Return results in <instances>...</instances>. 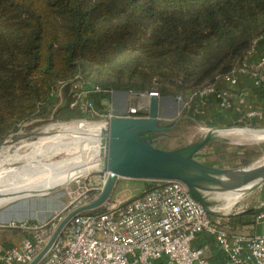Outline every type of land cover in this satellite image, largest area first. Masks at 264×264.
Here are the masks:
<instances>
[{"label":"trees","instance_id":"1","mask_svg":"<svg viewBox=\"0 0 264 264\" xmlns=\"http://www.w3.org/2000/svg\"><path fill=\"white\" fill-rule=\"evenodd\" d=\"M263 35L264 0H0V141L34 118L99 119L82 101L71 106L78 80L99 87L88 93L98 111L113 91L187 100L213 85L223 93L224 77L246 65ZM59 88L67 98L54 109ZM196 104L188 119L197 120ZM218 124L216 114L209 126ZM239 125L260 128L244 117ZM257 214L235 211L220 226L254 235Z\"/></svg>","mask_w":264,"mask_h":264},{"label":"built area","instance_id":"2","mask_svg":"<svg viewBox=\"0 0 264 264\" xmlns=\"http://www.w3.org/2000/svg\"><path fill=\"white\" fill-rule=\"evenodd\" d=\"M247 66L226 75L225 82L235 87L240 75H246L253 79L256 87L264 90V56L255 65L261 70L251 71ZM98 89V86L75 81L71 89V106L82 101V109L101 122L116 116L147 117L151 97L162 98L158 91H124L126 111L117 112L109 105V109L98 111L94 99L88 97L90 90ZM210 94L221 98L222 108H234L248 119H261L263 116L259 108L247 104L243 98L233 107V90L218 93L213 85L187 100L182 96L176 99L189 109L193 100H197L198 110L203 111ZM62 104L61 98L57 106ZM108 178V172L78 177L74 181L77 190H82L81 200L77 203L71 201L47 220H11L0 224V228L11 227L23 233L20 245L3 249L0 264L33 263L56 233L47 251L34 264H210L206 246L194 245L195 239L203 232L213 234L218 247L226 253L227 260L222 264H264V232L231 235L220 226L224 215H217L213 222V214L179 180H150L152 185L140 195L123 201L108 199L97 207H102L98 213H86L88 210L77 212L59 229L69 213L99 196ZM257 219L264 222L263 209H258Z\"/></svg>","mask_w":264,"mask_h":264},{"label":"water","instance_id":"3","mask_svg":"<svg viewBox=\"0 0 264 264\" xmlns=\"http://www.w3.org/2000/svg\"><path fill=\"white\" fill-rule=\"evenodd\" d=\"M159 115L160 99L153 96L150 99L147 117L116 116L103 122L105 125L104 152L97 168L89 173L108 172V181L94 201L74 209L61 223L59 229L75 213L95 209L110 199L119 178L182 181L187 185L191 195L203 204L210 214L216 213L211 209L208 201L209 192H238L242 198L264 184V162L260 164L255 162L241 167H217L198 160L196 154L207 143L215 140L211 135L175 149L155 146L153 140L173 129L180 121L177 119L170 124H163ZM208 128L262 130L238 126ZM41 132L25 133V135L36 137ZM16 135H18L17 132L11 133L0 141V145ZM57 189L59 188L54 187L48 193ZM56 234L31 264H34L47 251Z\"/></svg>","mask_w":264,"mask_h":264},{"label":"rangeland","instance_id":"4","mask_svg":"<svg viewBox=\"0 0 264 264\" xmlns=\"http://www.w3.org/2000/svg\"><path fill=\"white\" fill-rule=\"evenodd\" d=\"M61 93V96L59 95ZM116 97L111 98L104 103L107 105L106 109H109L108 105H112L117 112H123L126 108L123 100V93L120 91L115 94ZM114 95V96H115ZM62 98L63 103L66 100L65 91L62 88H59L55 93V107L59 104L60 99ZM119 98L120 102L116 103V99ZM88 121V122H86ZM80 122H86L89 124L101 122V119H75L72 121H59L54 120L53 116H48L45 118H34L24 125H22L17 131L13 133H32L43 131L46 127L53 124L66 123L68 126L62 128H75V125ZM211 126L204 125L196 119H185L178 123L170 131H166L162 140L156 142V146H160L163 149H175L186 144H189L193 141L201 139L206 133L204 129ZM234 127V126H233ZM238 127H248L250 126H238ZM210 129V128H208ZM232 129V128H226ZM254 129H264V127L254 128ZM218 130V129H217ZM222 130V129H220ZM218 135V136H217ZM41 137L39 134L36 137L29 136L26 140L35 142L38 141ZM218 137L216 140H213L207 143L197 154L196 158L200 161H207L211 165L217 167H241L248 166L253 163L264 162V141H244L237 140L235 138H226L222 137L219 134H216ZM10 144L14 147L22 143V137L16 142L11 143L12 139H8ZM46 145V144H44ZM31 152L30 148L23 149L20 153L22 155L29 154ZM73 154V155H72ZM75 152L66 154H56L52 156L49 161H60L64 158H73ZM37 156L24 158L20 162H24L23 166L27 165L31 160H39ZM258 161V162H257ZM72 162V161H71ZM23 172V171H22ZM7 176H13V173H8ZM6 176V177H7ZM4 179V177H3ZM148 182L150 180H147ZM146 180H137V179H127L119 178L115 184L114 190L110 197L112 201H123L131 197L138 196L146 188ZM82 190H77L75 181H72L69 184H66L59 189L48 193L46 195H33L28 196L22 199L12 201L10 203L0 206V220H47L53 214L62 211L67 204L71 201L78 202L81 200ZM208 201L214 213L212 217L216 218L217 215H231L237 211V207L242 203L243 200L240 199V195L225 196L224 193L209 192L207 194ZM227 213V214H226ZM226 214V215H225Z\"/></svg>","mask_w":264,"mask_h":264},{"label":"bare ground","instance_id":"5","mask_svg":"<svg viewBox=\"0 0 264 264\" xmlns=\"http://www.w3.org/2000/svg\"><path fill=\"white\" fill-rule=\"evenodd\" d=\"M86 122L77 123L75 128L64 130L62 128L68 126L66 123L50 125L41 132V137L35 142L26 140L28 135L18 133L10 138L12 139L11 143H14L22 137L23 141L20 145L14 147L9 140L1 144L0 206L34 194L46 195L50 189L60 188L96 169L104 152L105 125L103 122L92 124ZM204 133L206 134L201 139L211 135L216 140L218 138L216 134H219L222 137L237 140L264 141V129L212 130L205 128ZM26 148H30L31 152L22 155L20 152ZM71 152H75L73 158L49 161L56 154L67 155ZM37 156L40 158L39 160H31L25 166H23L24 162L23 164L20 162L24 158H36ZM8 173H13V176H7ZM237 194L239 193H224L225 196Z\"/></svg>","mask_w":264,"mask_h":264},{"label":"crops","instance_id":"6","mask_svg":"<svg viewBox=\"0 0 264 264\" xmlns=\"http://www.w3.org/2000/svg\"><path fill=\"white\" fill-rule=\"evenodd\" d=\"M264 56V35L260 37L254 44L252 51L249 53L246 59V64L249 66L258 65ZM221 88L233 90L232 94V105L235 107L238 104L239 99H245L246 103L254 107L259 108L263 116L261 119H248L242 112H237L234 108H222L220 106V101L214 94H210L207 99V103L203 111H199L198 108H195L194 115L197 118V121L201 122L204 125H210L215 119V115H218V126L220 127H236L240 126L239 123L242 121L243 117L247 121L255 122L257 126L264 127V90L256 87L254 85L253 79L246 75H240L238 84L235 87L230 86L228 83H222ZM120 91H116L119 93ZM123 93V102L126 105L124 111L127 110L126 94ZM114 94V95H115ZM112 95L111 98L116 97ZM110 98V99H111ZM120 102L119 98L116 99V103ZM113 107L111 104L109 105ZM197 106V105H196ZM114 108V107H113ZM115 109V108H114ZM116 110V109H115ZM190 110L185 106L183 102L178 101L175 97L172 96H162L160 99V119L163 121V124H170L177 119L182 120V118L188 119ZM243 117H241V115ZM179 121V122H180ZM178 122V123H179ZM178 126V124H177ZM216 127V126H211ZM170 131V130H169ZM164 134H161L153 140V143L159 142L162 140ZM155 145V144H154ZM160 147V146H158ZM210 164V163H208ZM242 201L237 207L239 209H246L248 207H254L256 209L264 210V184L251 193L240 198ZM229 216V215H227ZM227 216L222 217L221 222L226 221ZM10 221V220H9ZM8 222V221H7ZM6 220H0V224L7 223ZM264 232V222H259L257 226L256 233ZM23 240V233L20 231L8 232L0 229V254L3 249L8 245H20ZM195 246H206L207 255L209 257L210 264H222L227 260V255L224 253L216 244L215 236L208 232H203L198 235L194 241Z\"/></svg>","mask_w":264,"mask_h":264}]
</instances>
